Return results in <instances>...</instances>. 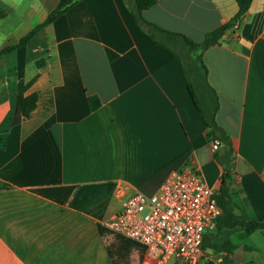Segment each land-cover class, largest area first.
Here are the masks:
<instances>
[{
	"label": "crops",
	"instance_id": "0c3cea01",
	"mask_svg": "<svg viewBox=\"0 0 264 264\" xmlns=\"http://www.w3.org/2000/svg\"><path fill=\"white\" fill-rule=\"evenodd\" d=\"M68 1L0 0V50ZM127 1L80 0L0 57V264H189L152 259L104 227L186 152L180 169L197 168L219 195L227 172L235 214L264 221V0L204 53L230 156L224 144L212 150L217 138L177 58L139 26ZM238 10L236 0H156L143 14L202 43ZM35 77L27 93L39 94L38 105L13 123L18 83ZM89 95L102 101L95 111ZM212 241L236 246L228 262L212 255L217 264H264V228H224Z\"/></svg>",
	"mask_w": 264,
	"mask_h": 264
},
{
	"label": "trees",
	"instance_id": "16d2710c",
	"mask_svg": "<svg viewBox=\"0 0 264 264\" xmlns=\"http://www.w3.org/2000/svg\"><path fill=\"white\" fill-rule=\"evenodd\" d=\"M79 1L80 0H69L64 5L54 9L44 22L37 25L30 33L20 39L16 45L0 50V57L25 46L37 32L56 21ZM236 2L239 7L237 14L226 24L209 32L202 43H197L181 33L166 30L144 17V11L153 6L156 3V0L127 1L128 8L139 26L149 34L150 38L156 44L169 48L177 58L181 69L187 78L189 92L196 108L202 116L206 128L210 131L214 138L220 139L223 142L228 156L232 153L231 140L216 121L219 100L215 89L209 82V72L204 61V53L208 48L219 44L223 40V36L226 31L232 29V27L248 13L253 0H236ZM38 65L42 66L43 63L38 62ZM35 79L36 77L29 82L20 80L18 83L16 109L13 117V123L29 118L36 109L39 101V94L37 92L30 94L27 93ZM88 105L91 111H95L102 105V101L97 95H89ZM189 156L190 152H186L172 161L158 173L142 183L139 186V190L148 195L156 192L171 172L181 170L180 168L187 164ZM230 161L231 159L229 162ZM227 177L228 173L226 172L222 176V185L220 189L221 197L219 201L222 206L223 213L218 220L216 226L217 231H221L224 228H234L240 226L245 228L248 234H251L256 230L263 229L264 221L246 220L235 214L228 192ZM102 232L104 231L102 230ZM211 239L210 235L206 233L203 239L204 250L206 251L209 247L215 256L222 254L223 260L228 262L229 255L234 252L236 246L231 242L217 244ZM207 264L217 263L215 260H207Z\"/></svg>",
	"mask_w": 264,
	"mask_h": 264
},
{
	"label": "built area",
	"instance_id": "2783aa9c",
	"mask_svg": "<svg viewBox=\"0 0 264 264\" xmlns=\"http://www.w3.org/2000/svg\"><path fill=\"white\" fill-rule=\"evenodd\" d=\"M233 29H237L235 24ZM212 150L223 142L213 139ZM219 193L189 166L171 172L153 194L128 197L121 212L104 222L113 235L142 244L150 258L199 264L207 257L203 239L223 213Z\"/></svg>",
	"mask_w": 264,
	"mask_h": 264
},
{
	"label": "rangeland",
	"instance_id": "374dc122",
	"mask_svg": "<svg viewBox=\"0 0 264 264\" xmlns=\"http://www.w3.org/2000/svg\"><path fill=\"white\" fill-rule=\"evenodd\" d=\"M217 229H210L207 231V234L210 235V237H213V234H216ZM212 240V239H211ZM206 255L207 257L205 259H203L200 264H207V260H214L212 259V255H214V253L212 252V250L208 247V249H206ZM219 257H215V261L218 259Z\"/></svg>",
	"mask_w": 264,
	"mask_h": 264
}]
</instances>
